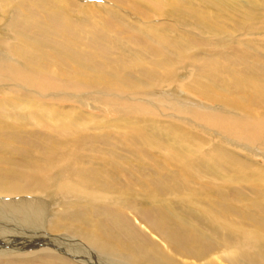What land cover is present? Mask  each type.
Wrapping results in <instances>:
<instances>
[{
	"label": "bare ground",
	"instance_id": "bare-ground-1",
	"mask_svg": "<svg viewBox=\"0 0 264 264\" xmlns=\"http://www.w3.org/2000/svg\"><path fill=\"white\" fill-rule=\"evenodd\" d=\"M0 5V264H264V0Z\"/></svg>",
	"mask_w": 264,
	"mask_h": 264
},
{
	"label": "rangeland",
	"instance_id": "rangeland-1",
	"mask_svg": "<svg viewBox=\"0 0 264 264\" xmlns=\"http://www.w3.org/2000/svg\"><path fill=\"white\" fill-rule=\"evenodd\" d=\"M94 1H95V0H94ZM96 2H102V0H100V1H99V0H96ZM1 6H2V5H0V7H1ZM0 10L2 11L1 8H0ZM4 22H5V21H0V23H1L0 26H2ZM4 24H5V23H4ZM5 33L8 34V35L6 34L5 38H7L8 40H11V39H12V35H9V34H11L12 32H9V30H6V29H5ZM191 33H192V32H191ZM238 34H239V36L243 35L242 38H245V37H244V34H240V33H238ZM9 36H10V38H9ZM186 80H188V79H186ZM184 83H185V81L182 83V85H181L180 87H183ZM187 92H188V91H186V93H187ZM188 93H189V92H188ZM258 160L261 161V162L264 164V160H263L262 157L259 158ZM10 198H11V197H10ZM12 198H16V199H18L19 197H15V196H14V197H12ZM20 198H21V197H20Z\"/></svg>",
	"mask_w": 264,
	"mask_h": 264
}]
</instances>
